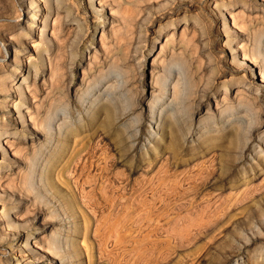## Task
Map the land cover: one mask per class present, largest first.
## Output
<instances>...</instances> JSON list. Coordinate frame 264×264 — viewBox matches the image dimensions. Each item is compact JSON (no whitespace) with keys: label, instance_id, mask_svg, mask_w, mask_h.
I'll list each match as a JSON object with an SVG mask.
<instances>
[{"label":"rangeland","instance_id":"374dc122","mask_svg":"<svg viewBox=\"0 0 264 264\" xmlns=\"http://www.w3.org/2000/svg\"><path fill=\"white\" fill-rule=\"evenodd\" d=\"M48 4L0 0V131L23 128L11 101H20L28 64L38 88L33 98L24 84L28 102L43 112L55 105L53 143L25 141L35 135L27 111L15 147L22 161L6 144L10 134L1 138L12 168L0 172V264H264L261 158L258 174L251 173L264 146V66L243 60L237 48L253 47L247 26L264 30L251 12L264 9V0H107L104 7L98 0H54L50 12ZM33 12L40 19L51 13L59 37L47 29L42 38L41 20L30 29ZM103 104L122 114L121 140L114 126L103 125ZM158 122L164 140L155 136ZM65 124L79 133L68 151L76 160L63 176L61 165L47 176L46 160ZM175 136L178 155L170 148ZM69 193L77 216L61 208L60 197ZM4 205L19 207L10 218L22 230H7ZM27 232L47 247L57 235L60 253L55 258L33 238L30 250L25 242L9 246Z\"/></svg>","mask_w":264,"mask_h":264},{"label":"bare ground","instance_id":"6f19581e","mask_svg":"<svg viewBox=\"0 0 264 264\" xmlns=\"http://www.w3.org/2000/svg\"><path fill=\"white\" fill-rule=\"evenodd\" d=\"M98 1H99V6H101V7H104L105 4H106V2H107V0H98ZM48 2H49V4H48L49 6L48 7H45V8L47 9V11L50 12L51 11L50 7L54 3V0H48ZM41 8H44V7L41 6ZM251 12L252 13H257V16L258 17H256V19L258 20V24L259 23H263V21H264V15H262V14H264V9L263 8H253L251 10ZM0 13H3V12H0ZM48 15L49 16H46L45 18L40 19L38 17V13L37 12H33V18H31L32 19V22L29 23V28L30 29H35L36 27H39L40 28V25H39L40 23H38V22H39V20H41V26H42V29H41V32H40L41 37L44 38L45 35H46V30L47 29H50V31L53 32L52 35H55L56 38H57L60 35V32H61L60 30L61 29L60 30L58 29V26L55 23L56 20L53 22V24L51 23V16H52L51 13L48 14ZM145 15H146V17L143 19L144 21L147 20V18H150V12H145ZM123 20H124L126 26H128L129 22H128L127 18L124 17ZM234 21H235V24L238 25V23L236 22L235 18H234ZM239 27H240L239 30L242 31L241 26H239ZM246 30H247V33L249 34V36H251L252 38H254L255 41L252 43L253 44V47L252 48L251 47L249 48V46H247L245 44L237 47V48H240L243 51L242 59L245 60V61H249V62L255 63V65H262V66H264V60L263 59H259L261 57V54H262V41H263V37L262 36H263L264 30L263 29H260V28L259 29H254L252 26L251 27L250 26H247ZM47 43H49V42H47ZM229 43L230 44L235 43L236 45L237 44L239 45L240 42H238L235 39H231ZM47 52H48L47 55H49L48 57H49V59L51 61V68H52L51 69V73H52V75H55V76L59 77L58 79H60V75H59V72H58V64L57 63H53V53H52L51 49L50 48H47ZM172 58H173L174 61L177 60V55L174 53ZM27 67H28L29 73H28V75H25V77H23L22 82L20 83L19 87L17 88V95L19 96L20 101L19 100H18L19 102H17L16 100L11 101L14 104V106H15V114L13 116L17 117L16 118L17 119V122L19 121V123L23 127L22 128L23 130L20 129V128H18L17 124L14 126V128H13L12 131H8V129H7V131H4L1 128V131H0V150H1V154H2V157L1 158H3V161L2 160L0 161V172H1V168L2 167L6 168L8 170H11V168H12L11 167L12 165H10L11 164V162H10L11 160L9 159V156H8L9 155V150H8V148L4 147V144L5 143H2V141L4 140V139L3 140L1 139L2 136H3V134L5 135L6 133H9L11 135V136L9 135L10 136L9 137L8 134H7L8 138L5 137V140L7 141L6 144H9V147H11L13 151L15 150L14 151L15 154H13L15 156V161L16 162H19L18 158L20 159V161H22V159L20 158V156H18L19 155V152L21 150L18 151L17 149H15V147H20L19 145L23 142V138H24V136H23V138L20 137L21 131H24V128L28 127V124H27L28 123V119H26V111H27V113L29 115V120L31 121V124H32L31 130L32 129L35 130V135L34 136L31 135L32 137H30V138L29 137L26 138V136H25V138H26L25 141L26 142H28V141L29 142H33L35 144H40V145H43V146H46L48 143H53L54 142L53 141V139H54V127H53V123L54 122H52V120H51L54 117H51V115H52L51 113L53 112V108H55V105H54L53 101H51V103L48 106V108H46V110L44 109L45 112H43L42 106L40 104H39V106H37V105L36 106H33L32 104H30L28 102L29 100L25 97L26 91L24 90V84L27 85V88L29 89V92H31L33 94V98H34V93L38 91V88H37V86H33L34 84H30V82H29L30 72L33 70L32 64L31 65L28 64ZM263 74L264 73L262 72V76L264 77ZM34 77L35 78L37 77L36 74L34 75ZM57 98L55 99V101L57 100L56 102L58 104L57 103L56 104L59 105V103L62 102L63 97H62V99L61 98L57 99ZM42 103H44V101H42ZM97 108H98V111H100V112L101 111H104V113H105L104 120H102L103 121L102 122L103 125L104 126H108V125L114 126V128H115L114 135L116 136V139L117 140H119V139L121 140V122L123 120V117L121 116L122 114L120 115V113L116 112L117 110L114 111V109H113L114 107L112 108V106H110L108 104L99 105V107H97ZM98 111H95L94 110L93 116H94L95 119L98 118V114H99ZM8 112H9V115L11 114L10 115V117H11L13 111L9 109ZM151 115H152V120H154L155 119V116H154L155 114H151ZM4 118L5 117H3L2 119L4 121V125H6V121L7 120H5L6 118L5 119ZM8 125L9 124L7 123L6 126L9 128ZM260 126H262V125H260ZM58 127H59V131L61 133L62 132H64V133H63V137L62 138H56L57 140L53 144L54 147L51 149V153L50 154L48 153L49 154V157H48V159L46 161H47L50 169L48 170V174L46 173L47 176H49V173L51 171H55L56 169H58L60 165L62 167L58 169L59 170L58 173H60V174L63 173L64 174L65 171H67L68 169H70V166H71L72 162L74 160H76V159H74V153L73 152L71 153V152H68V151H69V149L72 148V146L74 147V145H76L77 142H79L77 140V137L79 136L78 131L77 132H76V130L74 131V129H73L74 126H71V125L69 126L68 124H65V125H62V126H58ZM140 129H142V128L140 127L139 130ZM158 130L159 131L156 132L155 136L157 137L159 135L161 137V140H164V137L162 136V134L164 133V129H163V127H162V125H161L160 122H158ZM165 130H166V126H165ZM226 132H223L220 135V139H221L220 145L223 146V147H225L227 145V141L226 140L223 141V140L224 139H229L228 135H225ZM40 134L42 135L41 137H40ZM24 135H26V134H24ZM73 135H74V137H72ZM137 136H138V131H137V133H135V138H137ZM263 136L264 135H262L260 138H261V140L264 143V137ZM39 139L40 140L43 139V140L42 141H38ZM73 139H74V141H73ZM238 140H240V139H238ZM72 141H73V143H72ZM33 143H32V145H33ZM122 144H123L122 141L119 142V143H116V146L115 147H122ZM135 144H136V142H133L131 144V149L134 148V145ZM180 147H181V144H180V142L178 140V137L177 136L173 137L172 140H170V148L172 150V154L178 155V151H179ZM25 148L26 147H24V149ZM40 149H42V148H40ZM73 151H75V150H73ZM121 151H123V150H121ZM46 154H47V152H46ZM16 157H17V159H16ZM260 158L263 160V164H264V146H263L262 150H260V152H257V155L255 156V160H257L258 165L257 166L256 165H253V170H251V173L252 174H256V173L258 174V171L256 169L257 168L260 169L261 168L260 166L263 165V164H259V163H261V162L258 161ZM64 159H65L64 163L61 164ZM77 159H78V156H77ZM30 161H32V160H30ZM75 163H76V161H75ZM79 163L80 162H78L76 164H79ZM32 166H33V164H32ZM75 167H76V165H75ZM261 170L263 172V169H261ZM69 172H70V170H69ZM5 174H6V172H5ZM27 179H28V182H29L30 179L28 178V176H27ZM3 190H5L4 187H3ZM70 192H72V191L70 190ZM63 196L64 197H60V200H61V208L63 210H65V212H69V213L72 212L73 215H76V210L77 209L79 210V204H78V202L76 200V197L74 196V193H69L68 195H63ZM18 208L19 207H9L8 208V207H6L4 205V209H3L2 213H3V217L4 216L6 217L4 219H5L6 224L8 225L7 226V230H11V228L13 226L16 227L17 229H20V230L23 229L22 227H25L23 225L15 224L14 220L10 218V214H12V213L14 214L15 212H13V211H17ZM18 227H20V228H18ZM1 230H0V235L3 234V231H1ZM29 232H27L26 239H24L25 241H23L22 239H17V241H19L18 244H16V242L12 241V243L9 246H11V247L14 248L15 245H20L21 246L25 242L24 243V247L25 248H28V250H30V246H31V244H30L31 241L30 240L33 238V234L32 233H29ZM18 234L20 235V234H22V232L21 233L19 232ZM56 237H57V235H56ZM56 237H53L54 240H52L53 242H52V244H51L50 247H47V246L41 244L40 242H38V240H36L37 237H35L33 239H35V242L38 243V244H36L37 247L40 246L41 249H50L51 250L50 254L52 253L53 256L56 258L57 255L60 253V250L58 249V246H56L57 245L56 244V242H57ZM14 240H16V239H14ZM21 240L23 242H21ZM17 261H19V260H17Z\"/></svg>","mask_w":264,"mask_h":264}]
</instances>
